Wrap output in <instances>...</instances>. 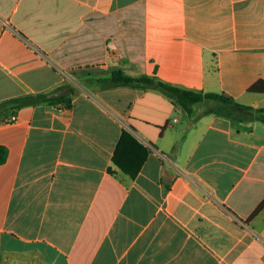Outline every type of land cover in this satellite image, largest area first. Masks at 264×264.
<instances>
[{
    "label": "crops",
    "instance_id": "1",
    "mask_svg": "<svg viewBox=\"0 0 264 264\" xmlns=\"http://www.w3.org/2000/svg\"><path fill=\"white\" fill-rule=\"evenodd\" d=\"M115 70L262 108L264 0H0V104L72 98L0 109V264H264V123L87 85Z\"/></svg>",
    "mask_w": 264,
    "mask_h": 264
},
{
    "label": "trees",
    "instance_id": "2",
    "mask_svg": "<svg viewBox=\"0 0 264 264\" xmlns=\"http://www.w3.org/2000/svg\"><path fill=\"white\" fill-rule=\"evenodd\" d=\"M87 85H96L100 89L107 90L119 87H129L145 91L156 90L180 104L187 113L194 114V106L204 101L219 102L220 108H209L205 114L216 113L225 118L237 119L240 121H261L264 123V107L256 108L244 105L235 98L224 93L204 92L194 89H187L163 81L157 76L142 75L139 77L127 75L122 70H115L109 77L92 78ZM72 91H75L72 88ZM249 92L264 94V80L255 83ZM40 104L64 105L71 107L72 98L66 95L50 97L47 94L28 95L12 99L0 104V109L10 107L14 113L26 106ZM149 156V149L142 144L130 131L125 130L114 156V164L124 173L136 178L143 168ZM9 150L6 146L0 145V164L7 162ZM264 207V202L258 211ZM257 211V212H258Z\"/></svg>",
    "mask_w": 264,
    "mask_h": 264
},
{
    "label": "built area",
    "instance_id": "3",
    "mask_svg": "<svg viewBox=\"0 0 264 264\" xmlns=\"http://www.w3.org/2000/svg\"><path fill=\"white\" fill-rule=\"evenodd\" d=\"M12 120L15 122V121H17V116H13L12 117Z\"/></svg>",
    "mask_w": 264,
    "mask_h": 264
}]
</instances>
